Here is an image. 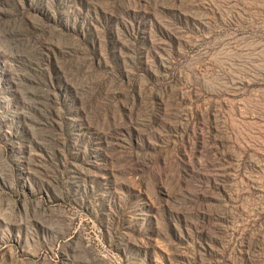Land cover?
<instances>
[{
	"label": "rangeland",
	"instance_id": "374dc122",
	"mask_svg": "<svg viewBox=\"0 0 264 264\" xmlns=\"http://www.w3.org/2000/svg\"><path fill=\"white\" fill-rule=\"evenodd\" d=\"M0 264H264V0H0Z\"/></svg>",
	"mask_w": 264,
	"mask_h": 264
}]
</instances>
